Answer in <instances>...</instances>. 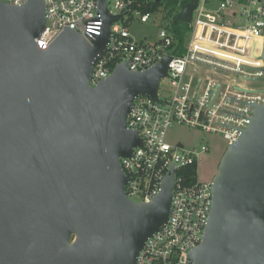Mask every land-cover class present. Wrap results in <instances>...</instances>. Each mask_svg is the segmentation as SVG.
Segmentation results:
<instances>
[{
    "label": "water",
    "instance_id": "95a60500",
    "mask_svg": "<svg viewBox=\"0 0 264 264\" xmlns=\"http://www.w3.org/2000/svg\"><path fill=\"white\" fill-rule=\"evenodd\" d=\"M198 0L179 13L189 23ZM101 36L64 29L46 50L44 0H0V264H138L146 240L169 218L172 169L151 202L126 194L121 158L142 143L127 128L135 97H157L171 56L144 71L127 63L96 86ZM262 58L264 59V49ZM213 205L188 264H264V103L226 150L212 180Z\"/></svg>",
    "mask_w": 264,
    "mask_h": 264
},
{
    "label": "built area",
    "instance_id": "2783aa9c",
    "mask_svg": "<svg viewBox=\"0 0 264 264\" xmlns=\"http://www.w3.org/2000/svg\"><path fill=\"white\" fill-rule=\"evenodd\" d=\"M4 1L22 5L28 0ZM105 1L117 19L105 50L93 63L91 86L120 64L144 71L171 56L157 97H135L127 119V128L142 140L130 156L121 158L130 199L151 202L172 169L175 176L169 218L148 237L138 264H188L190 252L202 242L213 205L212 181L198 176L199 162L210 147L170 143L168 131L176 124L186 125L223 134L228 147L239 142L256 106L264 103V0H198L182 51L167 26L159 29L154 42L138 40L132 33L136 24L156 17L158 12L150 8L164 0ZM44 2L46 26L35 39L38 48L48 49L66 28L87 40L102 35L100 0Z\"/></svg>",
    "mask_w": 264,
    "mask_h": 264
},
{
    "label": "rangeland",
    "instance_id": "374dc122",
    "mask_svg": "<svg viewBox=\"0 0 264 264\" xmlns=\"http://www.w3.org/2000/svg\"><path fill=\"white\" fill-rule=\"evenodd\" d=\"M166 11H160L156 17L149 22L138 23L132 28L133 35L138 40H149L154 42L158 38L159 29L170 23ZM202 71V68L199 69ZM167 88V81L163 82L162 91ZM170 143H182L185 146H201L207 144L210 150L202 155L198 166V176L201 181H212L217 174L219 164L227 150L228 143L221 133H208L200 128H193L186 125L172 126L167 135Z\"/></svg>",
    "mask_w": 264,
    "mask_h": 264
},
{
    "label": "trees",
    "instance_id": "16d2710c",
    "mask_svg": "<svg viewBox=\"0 0 264 264\" xmlns=\"http://www.w3.org/2000/svg\"><path fill=\"white\" fill-rule=\"evenodd\" d=\"M192 0H164L153 3L150 8L155 12L166 11L167 18H170V23L167 27L175 33L177 39L180 42V51L185 47V41L189 33V23L178 20V15L181 10ZM191 171V170H190Z\"/></svg>",
    "mask_w": 264,
    "mask_h": 264
},
{
    "label": "flooded vegetation",
    "instance_id": "af4514ba",
    "mask_svg": "<svg viewBox=\"0 0 264 264\" xmlns=\"http://www.w3.org/2000/svg\"><path fill=\"white\" fill-rule=\"evenodd\" d=\"M220 165V164H219Z\"/></svg>",
    "mask_w": 264,
    "mask_h": 264
}]
</instances>
